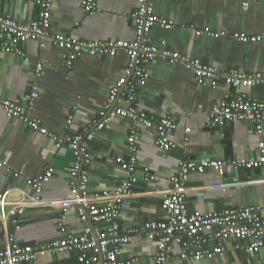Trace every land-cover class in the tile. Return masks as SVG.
I'll return each mask as SVG.
<instances>
[{
    "label": "crops",
    "instance_id": "1",
    "mask_svg": "<svg viewBox=\"0 0 264 264\" xmlns=\"http://www.w3.org/2000/svg\"><path fill=\"white\" fill-rule=\"evenodd\" d=\"M16 1L14 17L10 18L20 24L41 19L43 11L38 0ZM153 4L156 15L173 22L170 29L158 25L151 28L149 39L153 46L199 59L223 72L236 69L250 75L264 71V16L259 2L244 5L241 0H154ZM50 5L48 29L52 33L72 35L84 41L132 42L135 39L131 15L137 8V0H96L97 11L92 15L84 13L80 0H50ZM205 28L223 35L214 38L195 34V30ZM242 33L261 36V39L255 44H246L233 37ZM41 44L37 40L21 43L24 59L0 53V97L23 105L35 66L40 63V91L32 116L59 134L89 131L106 101L109 87L123 75L128 56L123 51H118L113 58L82 55L67 69L58 48L48 41ZM147 73L148 79L137 90L139 107L154 117L169 116L175 120L176 128L171 135L175 148L162 151L156 146L151 129L122 118L106 125L89 144L88 191L95 194L111 190L123 177L116 159L125 156L126 138L131 128L137 129L135 176L138 182L131 195L124 199L118 219L122 231H137L120 247L118 256L120 261L134 259L131 264H153L157 243L147 238V226L167 218L161 203L171 187L169 178L185 159L227 162L217 170L190 174L185 197L190 211L206 213L264 204V183L256 182L264 179V166L234 168L240 162L258 158V143L264 141V134L258 137L248 120H234L223 126L207 123L212 107L228 92L260 98L263 86L233 89L220 83L214 89L200 87L182 65L159 60L148 64ZM71 113L72 123L65 131L64 125ZM0 161L7 163L5 169L0 168V195L4 197L0 204V250L5 249L10 234L19 245L35 246L59 239L62 211L53 204L71 197L68 175L72 152L67 148L56 149L48 137L0 111ZM47 167H52L54 174L43 183L39 197L48 203L27 208L19 218V228L15 229L17 216L10 213V206L32 195L26 181ZM146 169L154 180L148 181ZM63 223L74 234L84 228L74 206L67 210ZM171 245L169 254L173 264H264V251L245 252L246 240L229 239L223 243L220 255L203 259L183 260L179 246ZM216 246L212 242L203 247L212 251ZM20 264L79 263L76 252H39Z\"/></svg>",
    "mask_w": 264,
    "mask_h": 264
},
{
    "label": "built area",
    "instance_id": "2",
    "mask_svg": "<svg viewBox=\"0 0 264 264\" xmlns=\"http://www.w3.org/2000/svg\"><path fill=\"white\" fill-rule=\"evenodd\" d=\"M241 1L244 5L259 2L264 16V0ZM153 3L154 0H137V8L131 15L135 27V39L132 42L84 41L72 35L52 33L48 29L50 0L37 1L43 11L38 21L20 24L10 17L0 16V53L13 54L24 59L25 54L19 45L37 40L42 46L45 45L44 41H48L50 45L58 48L67 69H71L74 62L82 55L113 58L118 51H123L129 58L123 75L109 87L102 109L98 111L91 129L85 133L59 134L48 129L39 119L32 116L40 91L38 82L42 70L40 63L35 66L30 91L25 95L23 105L0 97V111L7 117L20 121L33 132L48 137L56 149H69L73 156L68 175L70 199L55 201L54 204L49 202L50 205L61 208L62 213L58 222L61 237L47 243L29 246L19 245L15 236L10 234L5 249L0 250V264H20L32 259L39 252H76L79 264H131L135 261L118 259L120 247L129 241L130 235L137 232L134 229L122 231L118 219L124 199L131 195L138 182L135 176L137 129L131 128L126 138L125 156L116 159L123 177L111 190H102L95 194H90L88 191L89 144L106 125L116 118H122L134 125L151 129L154 132L155 144L162 151H171L175 148L171 141V135L176 128L175 120L169 116L154 117L140 109L138 104L137 90L148 79L147 66L154 60L182 65L192 73L195 83L200 87L214 89L222 83L235 89L261 84L263 94L260 98L237 91L228 92L218 105L212 107L207 116V123L211 126H223L234 120H248L258 137L264 134V71L250 75L236 69L223 72L203 64L199 59L153 46L149 39L153 26L158 25L165 29L173 27L172 21L154 13ZM80 6L86 15H92L97 11L96 0H80ZM195 34H205L214 38L223 35V33H214L209 28L195 30ZM233 37L246 44H255L261 39V36L244 33ZM72 117V113L68 115L64 125L65 131L70 128ZM258 154L257 159L240 162L234 165V168L264 166L263 140L258 143ZM225 164L227 162L212 159L199 162L185 159L180 162L178 171L169 178L171 187L168 196L161 203L167 218L163 221L151 222L147 226V238L157 243L153 264H173L169 254L173 243L179 246V255L183 260L220 255L224 250L223 243L229 239L248 241V245L244 248L248 254L264 251V204L258 207L231 208L206 213L190 211L187 207L185 197L190 174L208 169L217 170ZM6 167L7 163L0 161V168ZM148 172L146 169L148 181L154 180L155 177ZM53 174L54 169L47 167L43 173L26 181L32 195L10 206V213L17 216L14 220L15 229L19 228V218L27 208L48 203L41 201L39 195L43 183L51 179ZM256 182L264 183V179ZM3 200V195H0V204ZM97 201H102L103 204H94ZM71 206L75 207L78 219L84 225L83 231L79 234L68 231L63 223ZM212 242L217 244L214 250L204 249V245Z\"/></svg>",
    "mask_w": 264,
    "mask_h": 264
},
{
    "label": "water",
    "instance_id": "3",
    "mask_svg": "<svg viewBox=\"0 0 264 264\" xmlns=\"http://www.w3.org/2000/svg\"><path fill=\"white\" fill-rule=\"evenodd\" d=\"M16 7V0H0V16L14 17Z\"/></svg>",
    "mask_w": 264,
    "mask_h": 264
}]
</instances>
